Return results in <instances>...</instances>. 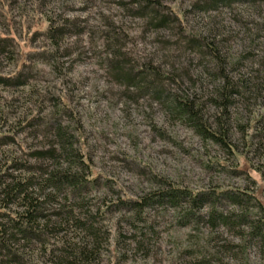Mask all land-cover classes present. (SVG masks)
Here are the masks:
<instances>
[{
  "label": "rangeland",
  "instance_id": "obj_1",
  "mask_svg": "<svg viewBox=\"0 0 264 264\" xmlns=\"http://www.w3.org/2000/svg\"><path fill=\"white\" fill-rule=\"evenodd\" d=\"M159 1L153 12L146 0H0V180L68 163L94 178L78 195L30 186L44 203L40 238L17 241L16 264H83L82 248L90 264L263 263L264 245L245 249L249 227L237 221L245 211L256 219L252 199H215L229 219L214 227L207 202L188 223L185 203H151L143 221L121 202L167 180L193 194H253L264 206V0ZM223 85L238 90L224 119ZM178 97L212 130L222 119L229 146L180 117ZM47 150L54 159L37 154ZM5 198L0 221L2 211L25 212Z\"/></svg>",
  "mask_w": 264,
  "mask_h": 264
},
{
  "label": "trees",
  "instance_id": "obj_2",
  "mask_svg": "<svg viewBox=\"0 0 264 264\" xmlns=\"http://www.w3.org/2000/svg\"><path fill=\"white\" fill-rule=\"evenodd\" d=\"M146 5L151 6L153 12L156 11L158 5H160L159 0H146ZM55 35V30L51 31V37ZM156 75V74H155ZM238 90H234L232 85L227 86L223 85L219 91L221 97L223 96V103L220 105V115L222 114L223 119L228 117L227 114V105L230 103V97L233 92ZM227 103V104H225ZM173 110L179 113L180 117L183 119H188L193 123L194 128L198 133H200L205 139H212L217 143H221L223 146H229L226 142V135L228 132L227 126L223 120H219L217 123L216 130H212L209 126L202 121L200 116V109L194 105L192 99H183V98H175L173 101ZM69 139L63 138L61 140V147L64 151L65 149L71 148L67 146ZM37 154L43 155L45 157H50L54 159V155L51 150L37 152ZM48 155V156H47ZM67 155L70 156V162L77 163V169H82L85 165L83 160L75 152H69ZM59 157V156H58ZM86 166V165H85ZM15 167V166H14ZM18 167V166H16ZM58 167V168H57ZM70 163H68L67 167L61 168L60 165L56 166V170H48L45 176H36V177H27L23 181L20 179H16L15 176L11 174H6L10 178V183L4 184L3 181L0 180V194L4 193L6 197L4 203L12 201L13 198L19 199L22 201V204L25 205V212L21 214H12L8 212L2 211V218L5 219L2 222L0 221V264H16L19 263V256L17 255V248H14V245L20 239L26 240L27 242L31 241V239H39L40 235L39 231V221L40 218L43 217V202L39 201L32 196V191L34 188H30L31 185H36L37 187H49L51 190L56 192H60L64 190L63 188L70 189L74 194L78 195L82 192L83 187L92 184L94 178H87L88 176H79L77 172H72L69 168ZM87 167V166H86ZM261 174L263 175L264 180V163L263 168L261 169ZM87 178V179H86ZM89 183V184H88ZM161 187H163L160 191L156 192L154 195H145L141 198H124L121 202H124L129 208L137 210L135 214V218L139 220H145L146 218L143 213V208L150 205L151 203H159L163 204L165 201L173 206L174 208L180 207L181 203H185L183 210V219L186 223H188L190 217H193L195 214H199L195 212L202 207V204L207 202L210 203V210L208 211L207 221L211 224L212 227L216 226V223H221L223 225H228L227 216L223 213H218L215 199L224 198L229 200L232 204L240 206L242 203H246L245 199H252L254 207L258 210L256 219L249 220L250 213L249 211H245L242 215L238 216V223L244 224L246 227H249L247 230V237L245 249L252 245V242L261 243L264 245V206L262 202L255 200L253 194H248L241 192H230L228 190L217 191L215 193H205L203 191L193 194L189 189L180 188L178 186H173L167 180L159 181ZM34 187V186H33ZM43 189H40V191ZM50 196H48L49 198ZM12 198V199H11ZM47 198V199H48ZM14 199V200H15ZM212 199V200H211ZM10 201L8 203H10ZM249 203V202H248ZM4 207V206H3ZM2 207V208H3ZM181 208V207H180ZM196 217V216H194ZM197 219L199 216L196 217ZM188 220V221H187ZM78 223L81 226H85V221L78 218ZM231 225H233L231 223ZM86 227V226H85ZM91 232H95L94 228H88ZM48 231L49 228L47 224L43 226V231ZM93 230V231H92ZM256 241V242H255ZM244 250V248H243ZM76 255H79L84 262L90 264L94 259V256L91 252H88L85 248H82ZM68 263V262H67ZM71 264H73L71 262ZM264 264V261L263 263Z\"/></svg>",
  "mask_w": 264,
  "mask_h": 264
}]
</instances>
